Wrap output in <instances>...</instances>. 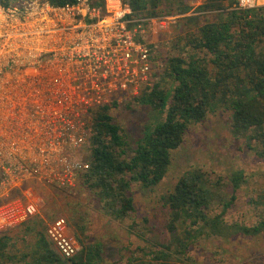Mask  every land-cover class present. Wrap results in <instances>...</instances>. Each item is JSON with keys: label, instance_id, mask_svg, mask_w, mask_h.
<instances>
[{"label": "built area", "instance_id": "1", "mask_svg": "<svg viewBox=\"0 0 264 264\" xmlns=\"http://www.w3.org/2000/svg\"><path fill=\"white\" fill-rule=\"evenodd\" d=\"M148 21L124 0L0 3V234L39 214L36 186L71 189L88 172L93 112L150 84ZM69 231L65 218L47 230L64 260L82 248Z\"/></svg>", "mask_w": 264, "mask_h": 264}, {"label": "trees", "instance_id": "2", "mask_svg": "<svg viewBox=\"0 0 264 264\" xmlns=\"http://www.w3.org/2000/svg\"><path fill=\"white\" fill-rule=\"evenodd\" d=\"M47 1L54 6L75 2ZM124 1L138 18L147 16L146 13L150 18L157 17L154 12L157 1L152 3V13H148V0ZM224 2L236 7L223 8ZM0 3L10 5L8 0ZM179 3L182 4L179 14L191 12L192 7L183 0ZM211 9L219 12L217 20L206 22L190 34V49L184 50V55L169 57L166 62L164 76L173 81L172 90L163 88L161 81L150 83L133 99L157 112L167 110L164 121L144 128L132 156H128L124 131L109 112L118 102L92 114L90 169L80 182L97 195L106 213L116 220L128 218L135 210L129 195L132 184L144 188L159 185L172 164V151L181 147L190 126L203 122L219 108L231 112L234 135L259 143L264 156V7L239 10L237 0H210L209 5L196 10ZM205 179L201 173L190 172L179 180L173 192L161 198L170 211L168 230L174 235L173 241L151 251L149 260L130 264H193L188 255L190 247L208 231L222 232L224 215L234 197L220 215L212 217L210 209L216 191ZM231 180L235 187L241 184L240 178ZM241 232L254 237L263 234L264 219L242 228ZM36 238L21 254V264H101L103 260L102 244L87 247L79 241L83 246L79 255L64 260L44 232H38ZM5 256L13 264L17 260L9 255V243L0 241V259Z\"/></svg>", "mask_w": 264, "mask_h": 264}, {"label": "rangeland", "instance_id": "3", "mask_svg": "<svg viewBox=\"0 0 264 264\" xmlns=\"http://www.w3.org/2000/svg\"><path fill=\"white\" fill-rule=\"evenodd\" d=\"M8 1L16 4L25 0ZM156 1L157 8L154 9L152 3ZM179 1L148 0V13L154 9L157 17L150 18L147 13L142 16V19L149 20L144 41L153 52L156 65L150 83L161 81L162 87L169 91L174 84L164 76L168 58L184 55V50L191 47L189 35L196 33L206 22L217 20L219 14L212 9L196 10L209 5L210 0H183L192 10L179 14L182 8ZM222 6L232 10L236 4L229 6L224 2ZM259 7H264V0H259ZM166 110L157 112L133 99L111 106L109 112L114 122L124 131L128 156H132L144 128L164 121ZM262 149L256 141L234 135L231 112L219 108L203 122L190 126L181 147L172 151V164L159 185L144 188L132 184L129 195L134 200L135 210L128 218L116 220L109 216L103 202L81 182L71 189L39 185L35 187L40 202L39 214L14 230L1 233L0 241L9 243V255L17 257L14 264H21V254L34 244L36 234L44 232L47 236L48 226L58 218H65L70 235L78 242L82 241L87 247L102 244L101 264L147 261L151 251L160 249L159 245L168 244L174 238L168 230L170 211L161 198L173 192L181 178L190 172H198L204 175L205 182L215 187L210 209L212 217L220 215L233 197L234 201L224 215L222 232L213 234L208 231L190 247L188 255L193 264H264V233L254 237L241 232L242 228L254 226L264 219ZM235 177L241 180L237 187L231 180ZM53 248L57 252L54 245ZM0 262L13 264L7 256Z\"/></svg>", "mask_w": 264, "mask_h": 264}]
</instances>
